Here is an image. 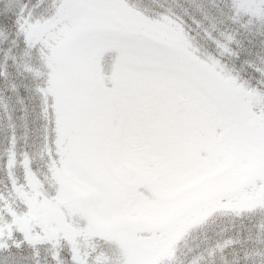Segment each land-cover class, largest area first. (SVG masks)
<instances>
[{
	"label": "snow or ice",
	"instance_id": "1",
	"mask_svg": "<svg viewBox=\"0 0 264 264\" xmlns=\"http://www.w3.org/2000/svg\"><path fill=\"white\" fill-rule=\"evenodd\" d=\"M209 3L0 0V264H160L171 217L249 189L188 264H264V57L237 41L264 0Z\"/></svg>",
	"mask_w": 264,
	"mask_h": 264
},
{
	"label": "rangeland",
	"instance_id": "2",
	"mask_svg": "<svg viewBox=\"0 0 264 264\" xmlns=\"http://www.w3.org/2000/svg\"><path fill=\"white\" fill-rule=\"evenodd\" d=\"M205 3L209 7L211 6L209 0H205ZM242 39L256 42L260 46V41L264 38L241 32L239 37H237V41ZM254 52H258V49ZM259 55L264 57V50H262ZM250 58L256 59L255 56ZM257 62L259 63L260 61L257 60ZM222 195L226 197L225 204L223 205L206 196L192 201L183 213L178 216H173L168 220V230L164 235V241L154 251V258L160 261V264H175L178 262L174 261V258L177 257L176 253L181 251L183 256H185L184 259L181 260V264H188L189 260L206 250L205 245L209 240L208 238L198 240L195 236L197 232L193 234L196 230L201 229L204 225H206V227H211V221L216 216L220 217L219 223L225 224L227 222H233V220L237 219L240 215L238 212L231 211V209H251L255 207L256 204L262 202L258 196L252 193L251 189L246 193L223 192ZM245 213L246 216L250 215L248 212ZM224 228L226 227H223V229ZM223 229L217 230L214 235L220 233Z\"/></svg>",
	"mask_w": 264,
	"mask_h": 264
},
{
	"label": "trees",
	"instance_id": "3",
	"mask_svg": "<svg viewBox=\"0 0 264 264\" xmlns=\"http://www.w3.org/2000/svg\"><path fill=\"white\" fill-rule=\"evenodd\" d=\"M238 48L240 50H249L251 49L252 51H256V49H258V52L261 53L262 50H264V46H259L256 42L250 41V40H238ZM244 215L246 216V213H244ZM219 216H216L211 222V227H206V225H204L201 229L196 230L193 234H195L197 232V235H195L198 240H204V239H209L210 237H214V233L217 232V230H221L223 229V227H226L224 229H227V233L226 235L228 236V238H234V237H238V233L235 231L234 229V225L238 226L240 224V216L237 217V219H234L233 222H227V223H219ZM223 229V230H224ZM192 236V235H191ZM191 240V237H190ZM176 256L174 258V261H178L175 264H181V260L184 259L185 256H183L182 251L179 253H176ZM181 256V257H178ZM187 256V253H186Z\"/></svg>",
	"mask_w": 264,
	"mask_h": 264
}]
</instances>
